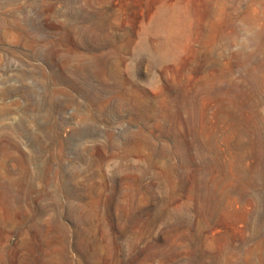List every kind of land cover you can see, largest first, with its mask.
<instances>
[{
    "label": "rangeland",
    "instance_id": "obj_1",
    "mask_svg": "<svg viewBox=\"0 0 264 264\" xmlns=\"http://www.w3.org/2000/svg\"><path fill=\"white\" fill-rule=\"evenodd\" d=\"M0 264H264V0H0Z\"/></svg>",
    "mask_w": 264,
    "mask_h": 264
},
{
    "label": "bare ground",
    "instance_id": "obj_2",
    "mask_svg": "<svg viewBox=\"0 0 264 264\" xmlns=\"http://www.w3.org/2000/svg\"><path fill=\"white\" fill-rule=\"evenodd\" d=\"M168 37H169V35H166V38H168ZM165 48H166L165 51H168L169 50V45L168 44H165Z\"/></svg>",
    "mask_w": 264,
    "mask_h": 264
}]
</instances>
